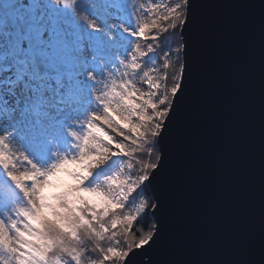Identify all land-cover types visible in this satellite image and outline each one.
Listing matches in <instances>:
<instances>
[{
    "label": "snow or ice",
    "instance_id": "6c2138e0",
    "mask_svg": "<svg viewBox=\"0 0 264 264\" xmlns=\"http://www.w3.org/2000/svg\"><path fill=\"white\" fill-rule=\"evenodd\" d=\"M215 7L0 0V264H264V0L259 258H179Z\"/></svg>",
    "mask_w": 264,
    "mask_h": 264
},
{
    "label": "water",
    "instance_id": "95a60500",
    "mask_svg": "<svg viewBox=\"0 0 264 264\" xmlns=\"http://www.w3.org/2000/svg\"><path fill=\"white\" fill-rule=\"evenodd\" d=\"M206 118L187 158L179 258L258 259L260 248L259 71L261 0H209Z\"/></svg>",
    "mask_w": 264,
    "mask_h": 264
},
{
    "label": "rangeland",
    "instance_id": "374dc122",
    "mask_svg": "<svg viewBox=\"0 0 264 264\" xmlns=\"http://www.w3.org/2000/svg\"><path fill=\"white\" fill-rule=\"evenodd\" d=\"M55 191H59V189L55 188V187H48V188L45 189V193L46 194H51V193H53Z\"/></svg>",
    "mask_w": 264,
    "mask_h": 264
}]
</instances>
